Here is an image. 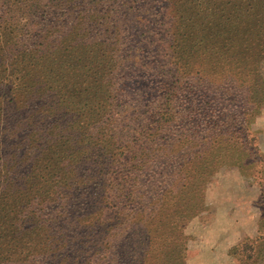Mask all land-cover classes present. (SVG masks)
Returning <instances> with one entry per match:
<instances>
[{
  "label": "rangeland",
  "instance_id": "rangeland-1",
  "mask_svg": "<svg viewBox=\"0 0 264 264\" xmlns=\"http://www.w3.org/2000/svg\"><path fill=\"white\" fill-rule=\"evenodd\" d=\"M260 7L0 0V264H240L264 215Z\"/></svg>",
  "mask_w": 264,
  "mask_h": 264
},
{
  "label": "trees",
  "instance_id": "trees-1",
  "mask_svg": "<svg viewBox=\"0 0 264 264\" xmlns=\"http://www.w3.org/2000/svg\"><path fill=\"white\" fill-rule=\"evenodd\" d=\"M259 12L257 16L262 19L261 22H264V7L258 8ZM243 144L238 149L239 156L236 158L239 162L237 165H240V170L244 172V170L249 169L252 164L261 165L264 169V155H259L254 158L252 164H244L247 159L253 158L251 156V150L248 146ZM254 166V165H253ZM262 177L264 178V172ZM264 190V186H263ZM262 205L264 206V192L262 195ZM160 241V240H159ZM157 241V243L159 242ZM161 244H159L158 249L155 250L156 259H161L164 255L168 256H177L181 259H185L187 248L185 245H174L171 249H168L167 252L161 253ZM235 252L240 253V264H264V215L259 222V232L258 236L254 239H246L243 241L240 246L234 249ZM161 253V254H160ZM260 261V262H259ZM180 264V263H179ZM182 264V263H181Z\"/></svg>",
  "mask_w": 264,
  "mask_h": 264
}]
</instances>
